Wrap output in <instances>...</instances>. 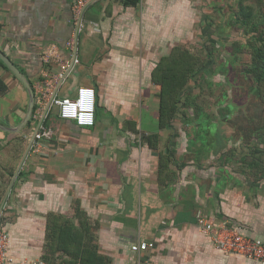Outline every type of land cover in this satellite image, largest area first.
I'll return each instance as SVG.
<instances>
[{"label":"crops","instance_id":"crops-1","mask_svg":"<svg viewBox=\"0 0 264 264\" xmlns=\"http://www.w3.org/2000/svg\"><path fill=\"white\" fill-rule=\"evenodd\" d=\"M75 1L0 0V49L34 91L45 70L59 71L60 60L71 56L66 43ZM191 4L196 0H141L138 6L93 0L78 63L59 95L95 88V126L62 119L55 107L44 121L50 137L35 140L40 121L34 114L20 131L0 129V223L18 264L45 259L50 229L61 217L85 225L86 245L105 264H259L223 253L197 224L202 215L264 244L263 171L250 167L254 158L244 142L208 134L221 125L197 120V99L161 125L162 85L154 72L175 47H184ZM52 48L48 64L43 55ZM0 76L9 86L0 94V124L15 129L29 93L1 66ZM189 93L196 98L197 76ZM138 241L155 247L136 253L131 246ZM68 259L57 250L50 260Z\"/></svg>","mask_w":264,"mask_h":264},{"label":"rangeland","instance_id":"rangeland-1","mask_svg":"<svg viewBox=\"0 0 264 264\" xmlns=\"http://www.w3.org/2000/svg\"><path fill=\"white\" fill-rule=\"evenodd\" d=\"M238 1L208 0L206 7L204 0H196L195 5L191 4L193 16L182 45L209 62L203 75H199L197 80V93L201 95L199 100L202 102V112L198 119L205 118L220 123L221 127L208 129L213 137L232 136L241 138L244 142V136L252 135L251 143L244 144L251 153L250 157L257 160L249 161V165L256 168L252 166L256 161L264 170V160L259 158L263 156L260 153L259 157L254 156L258 150L264 149V145L257 142L256 135L246 130L249 124L259 122L264 115V104L256 95L249 76L242 72L251 62L250 35L232 24V15L237 9ZM210 23H213L211 27L208 26ZM235 42L243 45L240 53V49L233 45ZM263 174L264 171L260 177Z\"/></svg>","mask_w":264,"mask_h":264},{"label":"trees","instance_id":"trees-1","mask_svg":"<svg viewBox=\"0 0 264 264\" xmlns=\"http://www.w3.org/2000/svg\"><path fill=\"white\" fill-rule=\"evenodd\" d=\"M120 1L125 6H138L141 0ZM207 2L208 0H204V6L206 5V7ZM232 21L233 25L236 24L246 34L250 35L249 48L251 62L248 63L242 72L249 76L256 95H258L264 104V0H239L237 9L234 11V15H232ZM212 25L213 23H210L208 26L211 27ZM233 45L237 49L243 46L241 42H235ZM237 49L234 51L235 59L237 58ZM241 50H239V53ZM208 63L207 59L200 58L199 55H195L190 49L182 46L175 47L169 55L163 57L160 65L154 72L155 82L162 85L160 108L162 126H166L167 122L175 119L182 103L192 104L196 102V99L197 113L195 112L194 115L197 116V120H200L198 117L202 112V102L199 100L201 99V95L197 93L195 98V96L189 93V90L191 82L196 76L198 80V76L203 75L204 70L208 67ZM0 66L11 72L2 60H0ZM234 69L236 70L237 68L235 67ZM13 76L18 79L14 74ZM8 90V84L0 76V94L4 95ZM202 119L204 120L205 118ZM205 120L209 121L210 119ZM246 130L256 135L257 142L264 145V115L259 122L249 124ZM208 134L210 133L208 132ZM251 136H244V142L247 144L251 143ZM259 153L263 157H259ZM256 155L264 160V149L254 153V156ZM252 166L261 168V165L256 161ZM260 170L264 171L262 168ZM262 178H264V174ZM84 226L82 224V228H80L73 222L71 223L69 219L63 217L56 219L50 229L52 245L49 246L50 249L45 255V259L50 264H53L50 260L52 259V253L60 250L68 255L70 259L64 260L59 264H105L103 259L94 254L86 245L84 241L86 229Z\"/></svg>","mask_w":264,"mask_h":264},{"label":"built area","instance_id":"built-area-1","mask_svg":"<svg viewBox=\"0 0 264 264\" xmlns=\"http://www.w3.org/2000/svg\"><path fill=\"white\" fill-rule=\"evenodd\" d=\"M93 0H76L73 4V29L67 40V47L71 56L59 62L60 70L55 73L43 72V80L37 84L35 96L34 116L39 121L35 130V140H42L51 136V131L44 125L45 119L52 109L57 107L62 119L74 121L81 127H93L96 123V89L93 87H79L74 96L61 97L59 87L78 63L77 49L81 33L86 27L85 13ZM55 49H48L43 55L49 64L55 59ZM39 147V145L37 146ZM199 231L209 237L214 246L227 255H239L246 259L264 264V244L242 233L239 228L226 223L215 225L205 216H198ZM155 247L154 242L138 241L131 248L141 253ZM11 236L0 223V264H18L16 258L10 253ZM20 264H50L46 259H26Z\"/></svg>","mask_w":264,"mask_h":264},{"label":"water","instance_id":"water-1","mask_svg":"<svg viewBox=\"0 0 264 264\" xmlns=\"http://www.w3.org/2000/svg\"><path fill=\"white\" fill-rule=\"evenodd\" d=\"M0 60H2L4 64L11 70V72L26 86L29 93V104H28L27 113L23 121L20 123V125L15 129H11L0 124V129L4 131L17 132L22 130L24 127H26L29 121L33 118L34 108L36 103L35 91L33 86L31 85V82L26 77V75L19 69V67H17V65L11 60V58L7 54H5L1 49H0ZM77 90L78 88L76 89V92Z\"/></svg>","mask_w":264,"mask_h":264}]
</instances>
